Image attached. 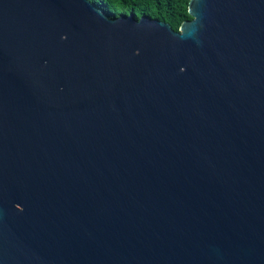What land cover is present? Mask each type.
<instances>
[{
  "label": "water",
  "instance_id": "obj_1",
  "mask_svg": "<svg viewBox=\"0 0 264 264\" xmlns=\"http://www.w3.org/2000/svg\"><path fill=\"white\" fill-rule=\"evenodd\" d=\"M188 12L0 0V264H264V0Z\"/></svg>",
  "mask_w": 264,
  "mask_h": 264
},
{
  "label": "trees",
  "instance_id": "obj_2",
  "mask_svg": "<svg viewBox=\"0 0 264 264\" xmlns=\"http://www.w3.org/2000/svg\"><path fill=\"white\" fill-rule=\"evenodd\" d=\"M96 6L102 8L109 17L116 18L122 14L133 13L136 18L147 16L149 18L164 20L173 29L178 30L181 23L190 19L188 5L190 0H91ZM119 6L123 11H119Z\"/></svg>",
  "mask_w": 264,
  "mask_h": 264
},
{
  "label": "rangeland",
  "instance_id": "obj_3",
  "mask_svg": "<svg viewBox=\"0 0 264 264\" xmlns=\"http://www.w3.org/2000/svg\"><path fill=\"white\" fill-rule=\"evenodd\" d=\"M119 11H123L124 9H123V7H121V6H119Z\"/></svg>",
  "mask_w": 264,
  "mask_h": 264
}]
</instances>
